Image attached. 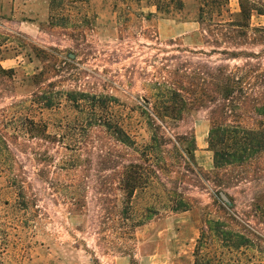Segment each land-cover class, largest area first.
Here are the masks:
<instances>
[{"label": "rangeland", "instance_id": "rangeland-1", "mask_svg": "<svg viewBox=\"0 0 264 264\" xmlns=\"http://www.w3.org/2000/svg\"><path fill=\"white\" fill-rule=\"evenodd\" d=\"M157 1L0 0V264H200L203 229L211 264H264V157L219 170V187L205 110L169 124L152 151L141 110L169 79V60L198 63L200 50H213L203 46L202 0L168 2L169 14ZM244 1L254 10L235 51L264 65V0ZM227 8L232 17L219 9L203 28L215 29L210 18L235 21L240 0ZM248 116L239 121L260 122ZM29 120L44 135L29 133ZM104 123L123 127L134 147ZM198 126L209 129L202 154ZM131 161L143 183L127 204L119 181ZM222 189L230 203L217 199ZM222 231L245 235L250 248L234 249L236 237Z\"/></svg>", "mask_w": 264, "mask_h": 264}, {"label": "trees", "instance_id": "trees-1", "mask_svg": "<svg viewBox=\"0 0 264 264\" xmlns=\"http://www.w3.org/2000/svg\"><path fill=\"white\" fill-rule=\"evenodd\" d=\"M168 2L174 3L173 0H158L154 6L158 12L169 14L171 10ZM201 3L199 22L203 30V46L211 47L213 50L209 52L200 50V62L198 63H193L191 60H169L172 63L167 66L172 69H166L170 75L169 79L161 78L162 81L156 82L155 92L152 98L147 100V106L144 104L141 115L146 119L153 133L152 140L155 145V147L151 146L153 151L158 150L162 142L166 141L163 130L169 124L183 121L193 110L208 112L211 122L209 143L214 152L213 173L215 176L213 182L221 187L217 181L219 170L238 168L264 157V65L261 60H251L254 57L246 51H235L244 44V39H248L246 29L250 28L254 10L248 3L240 0L241 11L235 16L237 17L235 21L232 19L227 22L224 19L215 21L210 18V23L215 24V29H213L215 32L213 30L206 31L203 28L204 22L208 16L211 17L213 12L219 9H224L225 13L232 17L230 9L227 8L228 0H202ZM182 6V0H179L178 8L181 9ZM259 14L264 15V12ZM221 16L222 14L218 17ZM259 36L258 39L264 41V28L259 30ZM170 43L175 44L173 41ZM223 44L234 47V50L230 47L221 50ZM216 54L222 55L224 58L216 62L205 59ZM235 60L242 61V64L233 67L225 64V62ZM194 64L200 67L192 69ZM258 80L262 81V87L253 83ZM79 97L81 98V95ZM101 99L95 96L91 97L98 108H100ZM51 106L50 104L49 107ZM247 106L251 109L246 108ZM244 113L254 115L255 117L248 116V118L260 120V122L254 123L252 126L243 125L239 118H242ZM93 116L96 118L97 114ZM29 123V133L37 131L44 135L46 132L44 125L37 124L33 120H29ZM99 125L106 127L107 131L124 146L134 147L135 142L123 127H111L106 123ZM144 153L150 155L149 151ZM243 179L244 177L240 175L232 184L238 185L236 183H241ZM142 183L138 164L131 161L123 166L119 185L126 194L127 204H131ZM221 193H225L223 189L217 192V199L226 202ZM226 196L229 199L228 194ZM253 200L255 205H260L259 200ZM257 208L260 209L259 206ZM215 223L220 222L216 221ZM217 229L220 233L221 228L218 226ZM231 233L221 232L223 237L228 235L236 237L234 249L239 251L242 248H250L252 241L245 235L237 232L231 235ZM203 239H205V229L200 236V264H211V261L208 260L210 254H205L207 247L204 244L207 243H203ZM262 242L264 243V240Z\"/></svg>", "mask_w": 264, "mask_h": 264}, {"label": "crops", "instance_id": "crops-1", "mask_svg": "<svg viewBox=\"0 0 264 264\" xmlns=\"http://www.w3.org/2000/svg\"><path fill=\"white\" fill-rule=\"evenodd\" d=\"M208 135H209V129L208 128H206V130H203V126L197 127V129H196V143H197L198 149L200 151V154L203 153L201 150H203L207 147Z\"/></svg>", "mask_w": 264, "mask_h": 264}, {"label": "water", "instance_id": "water-1", "mask_svg": "<svg viewBox=\"0 0 264 264\" xmlns=\"http://www.w3.org/2000/svg\"><path fill=\"white\" fill-rule=\"evenodd\" d=\"M221 196H222V198H223L226 202L229 203V199H228V197L226 196L225 193H221Z\"/></svg>", "mask_w": 264, "mask_h": 264}]
</instances>
